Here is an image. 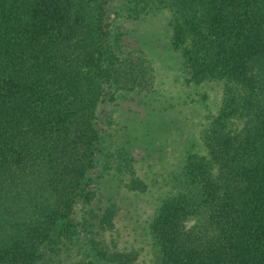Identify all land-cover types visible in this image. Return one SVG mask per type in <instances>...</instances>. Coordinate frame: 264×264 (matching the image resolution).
<instances>
[{
	"label": "trees",
	"instance_id": "trees-1",
	"mask_svg": "<svg viewBox=\"0 0 264 264\" xmlns=\"http://www.w3.org/2000/svg\"><path fill=\"white\" fill-rule=\"evenodd\" d=\"M162 15L181 77L220 102L144 260L110 250L114 210L89 204L129 169L108 153L111 96L152 89L135 33ZM0 264H264V0H0Z\"/></svg>",
	"mask_w": 264,
	"mask_h": 264
},
{
	"label": "rangeland",
	"instance_id": "rangeland-1",
	"mask_svg": "<svg viewBox=\"0 0 264 264\" xmlns=\"http://www.w3.org/2000/svg\"><path fill=\"white\" fill-rule=\"evenodd\" d=\"M165 22V15L151 18L135 33L151 61L152 89L142 96L118 88L111 96L108 153L117 148L132 152L129 169L118 182L114 173L104 175L102 195L98 192L89 204H107L114 210L110 250L120 256H132L135 251L144 260L150 255L145 224L171 189V177L187 160L196 162L204 154L200 131L220 102L218 84L191 85L183 80L178 56L169 48ZM88 207L75 208L79 213ZM71 238L68 246L73 245Z\"/></svg>",
	"mask_w": 264,
	"mask_h": 264
}]
</instances>
